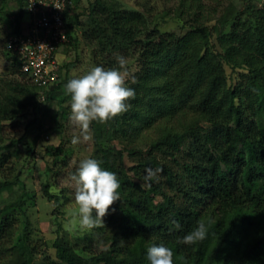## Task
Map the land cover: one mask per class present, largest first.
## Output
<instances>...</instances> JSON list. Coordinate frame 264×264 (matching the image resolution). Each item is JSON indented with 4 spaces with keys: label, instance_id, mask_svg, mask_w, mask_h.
Masks as SVG:
<instances>
[{
    "label": "trees",
    "instance_id": "1",
    "mask_svg": "<svg viewBox=\"0 0 264 264\" xmlns=\"http://www.w3.org/2000/svg\"><path fill=\"white\" fill-rule=\"evenodd\" d=\"M17 1L12 35L26 28L19 16L28 20L24 2ZM176 2L183 33L161 31L144 11L106 0L66 12L68 41L58 53L59 76L49 87L23 74L4 45L12 70L0 76V174L7 177L19 139L5 136L6 126L28 118L23 145L32 153L35 133L44 128L38 116L28 114L43 100L62 104L70 98L64 92L66 70L62 77L69 63L59 56L66 47L76 48L75 28L92 48L93 66L118 68L116 57L123 55L120 70L133 71L125 84L135 95L126 110L89 123L90 157L120 181L119 199L111 205L118 212L114 227L98 226V235L87 236L78 249L56 237L54 264H149L147 249L158 243L172 249L174 264H264V1H247L230 16L216 17L212 12L223 1L210 8L204 0ZM5 3L0 0V8ZM149 167L162 169L150 182L144 180ZM11 175L0 181L1 189L21 182ZM49 186L42 185L43 196L59 204ZM27 192L0 207V264H47L52 258L47 242L30 235ZM19 212L26 217L21 228ZM199 223L206 225L207 238L183 243ZM19 254L23 260L15 263Z\"/></svg>",
    "mask_w": 264,
    "mask_h": 264
},
{
    "label": "rangeland",
    "instance_id": "2",
    "mask_svg": "<svg viewBox=\"0 0 264 264\" xmlns=\"http://www.w3.org/2000/svg\"><path fill=\"white\" fill-rule=\"evenodd\" d=\"M66 1H68L70 13H74L84 11L89 2L93 0ZM106 1L116 3L120 7L136 8L144 11L153 20L152 22L158 25L161 31L183 33L186 30L182 24L184 23V18L180 14L177 0ZM204 1L207 8L217 3L216 0ZM220 1L223 2L218 4L219 11L212 12L215 17L221 13L230 16L234 8L242 7L247 1L260 3L264 0ZM19 11L20 7L17 0H6V3L0 8V76L12 73L9 66V56L6 54L7 50L4 45L15 30L16 14ZM18 19L21 20L22 27H24L26 17L21 15ZM75 34L79 40L76 48L66 47L59 56L60 62L69 63V66L65 67L62 72L63 78L65 77V70L69 79H71L85 74L93 67L90 61L92 48L85 45L80 28H75ZM226 71L228 75L231 74L233 77L236 75L229 66H226ZM131 73H123L125 81L128 80V76H131ZM41 98L43 99V97ZM28 115L29 117L38 116V120L43 124L44 132L35 133V149L32 153H28L26 152V146L23 145L25 141V124L28 118L21 117L15 121L14 125L6 126L5 136H8L9 139H19V142L16 141L13 144L16 151L9 165L11 173L18 174L21 182L17 186L12 185L0 188V207L13 202L23 190L28 191L25 206L26 217L30 220L32 226L30 235L35 238H43L47 242V251L52 257L47 261V264H54V249L51 244L56 237L66 238V241L78 249L82 246L84 240H87V236L90 234L98 235V226L107 225L114 227L113 220L117 217L118 212L110 205L109 212L103 217L104 223H100L91 229L84 228L79 223V206L74 198L75 184L71 180V174L75 172L82 159L91 158L94 147L91 129H83L78 122L72 119L70 98L62 104L55 98L43 100L41 108L34 114ZM73 137L79 138L77 143L72 142ZM85 137L87 138L85 139ZM60 143L61 150H58L56 147ZM50 146H53V148ZM51 154L54 155L51 156ZM50 158L54 161L53 163ZM130 163L126 160V165ZM11 173L8 174L9 177L1 173L0 181L13 178L14 175L12 176ZM45 183H50L49 190L59 195V204L43 196L42 185ZM93 214L95 215V212ZM26 217L19 212L20 228L23 225L21 221ZM22 260L23 257L19 254L14 262L20 263ZM38 263L40 264V261Z\"/></svg>",
    "mask_w": 264,
    "mask_h": 264
},
{
    "label": "clouds",
    "instance_id": "3",
    "mask_svg": "<svg viewBox=\"0 0 264 264\" xmlns=\"http://www.w3.org/2000/svg\"><path fill=\"white\" fill-rule=\"evenodd\" d=\"M119 67L105 69L93 66L81 76H75L64 85L65 93L70 95L72 119L83 129L89 128L90 121H104L125 111L127 100L135 95V90L126 86L124 74L120 69L126 65L123 55L116 57ZM87 137H85L86 139ZM78 137L72 142L77 143ZM162 169L146 168L144 180L150 182ZM75 184L74 198L78 204L79 223L91 229L104 223L103 217L109 207L119 199L120 181L115 172L102 166L95 158H85L79 162L71 174ZM95 212V215L93 214ZM179 227V224H176ZM208 229L204 223L185 234L181 239L185 244H193L207 238ZM149 264H174L173 251L164 243L152 244L147 249Z\"/></svg>",
    "mask_w": 264,
    "mask_h": 264
},
{
    "label": "built area",
    "instance_id": "4",
    "mask_svg": "<svg viewBox=\"0 0 264 264\" xmlns=\"http://www.w3.org/2000/svg\"><path fill=\"white\" fill-rule=\"evenodd\" d=\"M26 28L6 41L19 60V70L39 87H49L59 76L58 53L68 41L66 0H22Z\"/></svg>",
    "mask_w": 264,
    "mask_h": 264
},
{
    "label": "crops",
    "instance_id": "5",
    "mask_svg": "<svg viewBox=\"0 0 264 264\" xmlns=\"http://www.w3.org/2000/svg\"><path fill=\"white\" fill-rule=\"evenodd\" d=\"M27 21V20H26ZM23 26H26V22L24 21V25ZM24 29V28H23Z\"/></svg>",
    "mask_w": 264,
    "mask_h": 264
}]
</instances>
